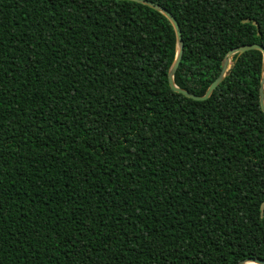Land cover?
<instances>
[{"label":"trees","instance_id":"1","mask_svg":"<svg viewBox=\"0 0 264 264\" xmlns=\"http://www.w3.org/2000/svg\"><path fill=\"white\" fill-rule=\"evenodd\" d=\"M203 96L264 47V0H146ZM173 25L128 0H0V264L264 260L263 55L177 93Z\"/></svg>","mask_w":264,"mask_h":264},{"label":"water","instance_id":"2","mask_svg":"<svg viewBox=\"0 0 264 264\" xmlns=\"http://www.w3.org/2000/svg\"><path fill=\"white\" fill-rule=\"evenodd\" d=\"M128 1H133V2H138V3H142L145 4L147 6H150L151 8L161 12L162 14L165 15V17L171 22V24L174 27L175 30V34H176V41H177V55L175 58V61L169 71L168 74V79H169V83L170 86L179 94L192 99L194 101H205L208 100L213 92L215 91V89L222 83V81L225 78L226 73L228 72L230 65H231V59L237 55V54H243L245 52L248 51H253V50H257L260 51L263 55V74H262V81H261V88H260V104H261V108L264 112V47L258 44H252V45H245V46H241L238 48H235L231 51H229L223 61L222 64V69L220 72V75L218 76V78H216V80L209 86L208 90L206 91V93L203 96H199L196 95L194 93H191L187 90H183L180 89L179 87L176 86L174 78L176 75V72L180 66L182 57H183V52H184V41H183V37H182V32L180 30V26L178 24V22L176 21V19L173 17V15L168 12L166 9L162 8L160 5L155 4L153 2H149L146 0H128ZM238 264H264V260L262 259H245L241 262H239Z\"/></svg>","mask_w":264,"mask_h":264}]
</instances>
